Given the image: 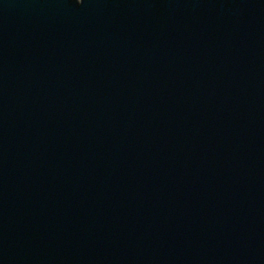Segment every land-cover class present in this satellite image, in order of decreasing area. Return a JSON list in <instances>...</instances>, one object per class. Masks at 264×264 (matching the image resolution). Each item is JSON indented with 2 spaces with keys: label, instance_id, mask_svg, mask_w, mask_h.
I'll list each match as a JSON object with an SVG mask.
<instances>
[{
  "label": "water",
  "instance_id": "1",
  "mask_svg": "<svg viewBox=\"0 0 264 264\" xmlns=\"http://www.w3.org/2000/svg\"><path fill=\"white\" fill-rule=\"evenodd\" d=\"M0 264H264V0H0Z\"/></svg>",
  "mask_w": 264,
  "mask_h": 264
}]
</instances>
